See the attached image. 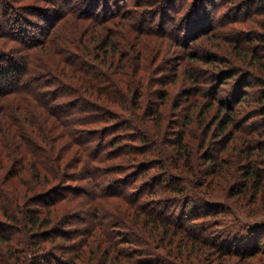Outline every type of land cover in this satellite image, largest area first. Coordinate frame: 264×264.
Here are the masks:
<instances>
[{"label":"trees","instance_id":"1","mask_svg":"<svg viewBox=\"0 0 264 264\" xmlns=\"http://www.w3.org/2000/svg\"><path fill=\"white\" fill-rule=\"evenodd\" d=\"M217 1L0 0V264L260 251L194 230L264 197V0Z\"/></svg>","mask_w":264,"mask_h":264},{"label":"rangeland","instance_id":"2","mask_svg":"<svg viewBox=\"0 0 264 264\" xmlns=\"http://www.w3.org/2000/svg\"><path fill=\"white\" fill-rule=\"evenodd\" d=\"M12 1V0H11ZM239 2V0H238ZM237 2V3H238ZM22 3V2H21ZM21 3H19L18 5H21ZM236 3V4H237ZM15 4V3H14ZM216 8H227L226 11L229 8V5L225 3V1L222 0H218L217 4L215 6ZM231 7H235V5H231ZM230 10V9H229ZM21 13L23 15L27 14L21 11ZM28 15V14H27ZM29 17V15H28ZM31 17V16H30ZM29 17V18H30ZM30 19H34V18H30ZM147 22V21H145ZM245 28H247V25H244ZM242 27V28H244ZM258 32V30L256 31ZM203 44H205V42L202 40L198 41L197 44L192 45L193 48H191L190 50L194 51V53L196 54H200L202 56H205L204 59L207 58V54L209 53L208 51L204 52V47L202 46ZM172 46V44H171ZM5 48V47H4ZM178 50L177 47H170L169 50L167 51L168 53V58H172L174 59V55L176 54L175 52ZM211 52V51H210ZM9 56H11L12 58H17V56H20L19 52H15L13 53H9ZM200 60L198 59V61H192L193 64H197ZM3 63H6V60L3 61ZM168 65H173V60L170 62H167ZM200 63V62H199ZM182 65V64H181ZM200 65V64H199ZM203 67H205L204 64H201ZM181 71V70H180ZM181 78V76H180ZM189 82H187V84L185 85V87L188 88L189 86ZM204 85V83H203ZM180 84H169L168 89H172L174 93V96L178 94V91L180 89ZM161 88V87H160ZM231 88V87H230ZM229 87H224V88H220L219 93H217V95L219 96L220 99L223 100H227L229 97ZM172 92V93H173ZM176 98H174L175 101ZM213 98H209L208 101H212ZM173 101V104L175 103ZM202 101V100H201ZM217 107V101H215L213 107L211 108L210 112L205 114V122H211L213 121V119L217 116V114H219L218 108L215 109ZM222 111V110H221ZM218 112V113H217ZM223 112V111H222ZM175 121H177L176 116H172ZM201 118V116H200ZM200 118L196 119V125L199 124L198 120ZM257 120H252L249 121L247 124H256ZM200 130V129H199ZM210 193L206 194V196H208V198L213 201V203L216 204H232V199H228L230 201H227L225 192L222 191H217V192H213V190H208ZM211 193H214L213 195ZM211 194V196H215L216 198H211L209 195ZM247 198L246 203H244L243 206H240L239 204H232L231 209L227 208L228 212H224V213H220L221 215L218 216L217 219H213V218H207L206 220H199V221H194V223L196 224L194 227H196L197 229L194 230H201L202 228L204 229L206 226V229L204 233L206 232H210L211 230L213 231L212 234H207L204 237H208L210 242L212 243L213 240L215 239L214 237L218 238L220 237L225 239V238H233V237H237L239 238V241H243L242 239L247 238L248 236V232H251V237L248 238L247 240L243 241V242H248L251 243L247 248V250H252L255 248H260V251L257 254H253L252 258L248 257V258H244L242 256H229L227 254H225L226 256L222 257V256H215L213 254V252L209 251V254H206V256L204 257L203 260L201 261H197V260H193V256L192 258H189V263L187 264H264V197L263 199L260 201H257L256 203H251V196L249 197L248 195H246ZM216 222V225H214V223ZM70 228H77L76 225H70L67 227V229ZM230 235V236H228ZM228 236V237H227ZM252 238V239H251ZM57 243H62L61 240H58ZM234 244H236L235 249L237 250V243L234 242ZM239 245V244H238ZM245 244H242V246ZM220 246L219 243L217 245V247ZM244 247V246H243ZM234 246L230 245V249L231 251H233ZM215 250V249H214ZM246 250V251H247ZM244 251V250H243ZM190 252V250L188 251ZM223 252V251H222ZM212 255V256H211ZM148 259H152L154 260L153 257L148 256ZM207 257V258H206ZM144 258V257H143ZM218 258V259H217ZM221 258V259H219ZM157 261V260H154ZM163 264H178L179 260H172L170 259L169 261H164L162 262Z\"/></svg>","mask_w":264,"mask_h":264}]
</instances>
